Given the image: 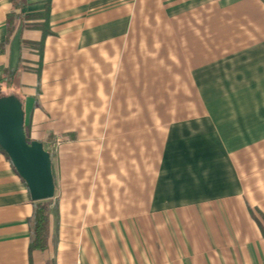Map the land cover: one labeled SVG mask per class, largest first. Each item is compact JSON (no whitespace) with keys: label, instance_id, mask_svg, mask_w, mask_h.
Returning <instances> with one entry per match:
<instances>
[{"label":"crops","instance_id":"obj_1","mask_svg":"<svg viewBox=\"0 0 264 264\" xmlns=\"http://www.w3.org/2000/svg\"><path fill=\"white\" fill-rule=\"evenodd\" d=\"M10 70L55 195L29 253L0 150V264H264L260 0H0Z\"/></svg>","mask_w":264,"mask_h":264},{"label":"water","instance_id":"obj_2","mask_svg":"<svg viewBox=\"0 0 264 264\" xmlns=\"http://www.w3.org/2000/svg\"><path fill=\"white\" fill-rule=\"evenodd\" d=\"M0 149L25 183L33 202L54 198L51 156L42 143L27 141L23 105L14 95L0 97Z\"/></svg>","mask_w":264,"mask_h":264},{"label":"trees","instance_id":"obj_3","mask_svg":"<svg viewBox=\"0 0 264 264\" xmlns=\"http://www.w3.org/2000/svg\"><path fill=\"white\" fill-rule=\"evenodd\" d=\"M260 1L264 4V0ZM14 75L15 72L10 70L5 72V75L0 78V97L8 95L16 96L14 92L10 91V84L14 80ZM27 141L29 140L27 139ZM48 152L52 158V153L50 151ZM33 206L34 212L30 220L31 235L29 253L33 251H44L47 248L49 237V209L47 203L45 201L35 202ZM262 235L264 238V229H262Z\"/></svg>","mask_w":264,"mask_h":264},{"label":"built area","instance_id":"obj_4","mask_svg":"<svg viewBox=\"0 0 264 264\" xmlns=\"http://www.w3.org/2000/svg\"><path fill=\"white\" fill-rule=\"evenodd\" d=\"M61 142L62 139L60 137L56 138L53 142V148H56Z\"/></svg>","mask_w":264,"mask_h":264}]
</instances>
